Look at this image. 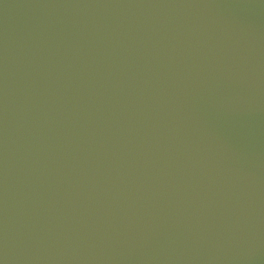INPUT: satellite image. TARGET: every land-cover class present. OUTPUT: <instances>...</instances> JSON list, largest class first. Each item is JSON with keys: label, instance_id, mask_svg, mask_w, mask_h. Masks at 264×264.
<instances>
[{"label": "water", "instance_id": "1", "mask_svg": "<svg viewBox=\"0 0 264 264\" xmlns=\"http://www.w3.org/2000/svg\"><path fill=\"white\" fill-rule=\"evenodd\" d=\"M0 264H264V0H0Z\"/></svg>", "mask_w": 264, "mask_h": 264}]
</instances>
